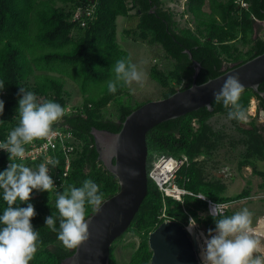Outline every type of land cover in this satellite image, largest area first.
I'll use <instances>...</instances> for the list:
<instances>
[{
	"label": "trees",
	"instance_id": "trees-1",
	"mask_svg": "<svg viewBox=\"0 0 264 264\" xmlns=\"http://www.w3.org/2000/svg\"><path fill=\"white\" fill-rule=\"evenodd\" d=\"M163 0H0V81L5 84L0 92L4 102L0 115V140L18 124L17 116L19 88L33 92L37 102L45 100L60 104L64 109L61 127H67L80 141V148L71 157L70 170L64 178L59 192L69 186L81 187L90 179L100 186L104 200L118 191L117 180L98 159L92 130L118 133L124 119L144 103L134 105L116 102L125 94L126 85H117L112 94L106 88L95 100H85L69 107L70 94L60 81L65 77L60 67H71L85 81L102 82L111 74L119 59L130 60L116 37V19L129 17L136 19L133 29L124 34L132 35L149 46H158L164 57L171 62L168 70L157 65L151 67L149 76L163 90L162 98L183 91L192 84L194 67L185 50L200 65L196 84L216 78L221 74L264 53V37H260L264 22V0H186L184 14L191 17L194 29L180 28L173 13L164 7ZM95 6V20L85 27L73 23L71 17L76 10L89 5ZM246 7H242V5ZM237 44L241 45L239 47ZM246 48V50H244ZM54 52H50L51 50ZM60 69V68H59ZM264 93V82L258 86ZM257 102V113L264 111V99L251 89L241 92L237 101L245 117L251 100ZM114 105L109 113L108 106ZM69 107V112L66 109ZM212 110L201 108L184 116L165 121L152 128L146 136L148 149L147 172L155 156L165 154L176 159L187 156L189 164L177 173V183L193 194H203L213 202H236L248 196V191L233 196L225 194L226 186L217 179H209L206 167L198 157H212L224 147L225 136L209 125L208 120L215 115L228 117L230 107L213 101ZM17 117L18 120H15ZM241 134L231 147L242 145L244 152L238 163L239 169L253 161H264V126L255 125V118L248 128L239 119H229ZM59 168L63 169V156H59ZM8 156L0 157V172L6 170ZM253 174L264 179V171L252 168ZM57 195L47 196L43 192H33L30 203L34 205L36 216L31 220L38 231L40 244L30 264H62L75 249H66L45 226V218L50 214L58 217L55 207ZM26 207L25 204L19 205ZM206 204L193 197L185 196L183 205L171 198H162L155 184L148 178L147 195L126 233L138 238V245L129 264H149L151 252L147 239L162 220L158 217L162 210L168 220L182 225L188 217L197 224L215 228L213 218L201 217ZM6 207L0 193V214ZM94 213L86 205V218ZM226 212L224 216H229ZM58 229V221H57ZM124 233V234H126ZM123 234V235H124ZM123 235L114 244L121 240ZM110 248L109 264H116Z\"/></svg>",
	"mask_w": 264,
	"mask_h": 264
},
{
	"label": "clouds",
	"instance_id": "clouds-1",
	"mask_svg": "<svg viewBox=\"0 0 264 264\" xmlns=\"http://www.w3.org/2000/svg\"><path fill=\"white\" fill-rule=\"evenodd\" d=\"M112 71L115 79L107 83L108 91L112 94L121 82L129 87L133 84L143 86L146 80V73L126 58L117 60ZM4 87V82L0 81V92ZM242 91L239 78L232 75L218 92L213 93L215 102L233 109L228 112L229 119H245L244 111L237 103ZM18 95L21 97L17 106L18 124L9 132L6 140L0 142V150L8 154L9 160L6 170L0 172V193L6 204L0 214V264H30L38 250L39 233L31 223L36 212L30 200L33 191H56L49 165L56 168L58 161L49 158L36 168L28 167L22 161L26 155L25 146L55 135L53 125L64 116L63 107L56 102L45 100L38 103L36 95L23 88H19ZM3 111L4 102L0 100V115H3ZM56 195L58 217L47 216L45 226L57 232L58 240L66 249H78L89 237L86 205L99 212L104 195L100 186L90 179L84 180L81 187L69 186L63 192H56ZM198 199L206 200L207 196ZM21 204L26 207H20ZM225 207L223 204L210 205L209 214L215 229H209L207 235L201 233L199 236L201 264H264L254 256L259 248V240L253 238V214L248 208H241L231 216H224L222 209ZM196 227V219L189 217L186 230L191 234Z\"/></svg>",
	"mask_w": 264,
	"mask_h": 264
},
{
	"label": "water",
	"instance_id": "water-1",
	"mask_svg": "<svg viewBox=\"0 0 264 264\" xmlns=\"http://www.w3.org/2000/svg\"><path fill=\"white\" fill-rule=\"evenodd\" d=\"M185 53L194 67L189 88L144 103L124 119L116 134L92 130L98 159L117 180L118 191L104 200L99 212L86 218L88 239L62 264H109L112 244L126 233L147 195L146 136L152 128L201 108L212 110L209 105L214 101L213 93L232 75L239 78L243 90L251 89L264 99V93L258 92V86L264 82V53L200 85L196 84L200 65L188 50ZM259 117L264 121L263 110ZM187 227L188 224L165 220L150 232L149 264H201L196 229L190 234Z\"/></svg>",
	"mask_w": 264,
	"mask_h": 264
},
{
	"label": "rangeland",
	"instance_id": "rangeland-1",
	"mask_svg": "<svg viewBox=\"0 0 264 264\" xmlns=\"http://www.w3.org/2000/svg\"><path fill=\"white\" fill-rule=\"evenodd\" d=\"M163 1L164 7L172 11L173 18L180 28L188 27L192 30L194 29L193 20L189 15L184 14L185 0ZM135 22V18L119 17L116 19V37L120 47L128 52L131 63L136 64L146 73V80L143 86L133 84L129 87L126 85L125 94L116 100V102L129 104L131 106L135 103H146L148 101L161 99L163 90L156 82L151 80L149 72L154 65H157L161 70H168L171 67V62L164 57L163 52L158 46H149L136 40L132 35L128 36L124 34L125 30L135 28ZM261 32L264 37V27L261 29ZM237 45L241 47V45ZM244 50H246V48H244ZM52 51L54 52V50L50 52ZM56 68L65 73V77L60 81L64 84V89H66L71 96L69 106L81 104L85 100H95L99 98L107 88V83L115 79V76L111 74L110 77L102 82L85 81L83 76H80L71 67H60L57 64L55 66V69ZM250 103L247 112L248 116L245 117L244 120H241V125L248 128V123L252 118H255V125L261 127L260 125H264V121L254 112L257 102L252 99ZM114 108V105L110 104L108 106L109 113H113ZM208 123L214 131H219L225 136V145L223 148L217 150L212 157L201 156L198 157V160L205 164L209 179L220 180L226 186L225 194L227 196H233L243 190L248 191V196L231 203L227 212L229 213L228 215L231 216L241 208H248L253 214L251 227L253 228L255 226L253 230H256L258 225L264 222V179L253 174L252 168H255L257 171H264V161H253L251 165L239 169L238 163L241 160L244 148L239 144L235 147H231L229 143L238 140L241 134L235 129L229 118L225 115H215L208 120ZM198 214L201 217H207L205 211L199 212ZM197 226L204 235H207L209 229H215L202 224H197ZM253 238L259 240V250H257L254 255L257 254L255 256L264 261V234L257 235L254 231ZM138 242L139 240L136 236L126 233L120 241L115 244L113 243L115 263L129 264ZM260 247L262 251H260Z\"/></svg>",
	"mask_w": 264,
	"mask_h": 264
},
{
	"label": "built area",
	"instance_id": "built-area-1",
	"mask_svg": "<svg viewBox=\"0 0 264 264\" xmlns=\"http://www.w3.org/2000/svg\"><path fill=\"white\" fill-rule=\"evenodd\" d=\"M242 7H246V5H242ZM95 6L89 5L84 9L76 10L72 17L71 21L73 23H78L80 27H85L88 23H92L95 20ZM69 108L66 109V113L69 112ZM15 120H18L17 117H14ZM61 119L53 125V131L55 135H51L44 139H39L33 142L31 145H26V155L24 160L22 161L26 166L31 168H36L40 163H45L49 158L55 159L58 161V165L56 168H50V175L54 181V186L56 191L46 193L47 196L53 197L56 192L62 188L64 178L67 177L68 172L70 170L71 157L80 148V141H78L70 132L67 127L60 126ZM14 128V127H13ZM12 128V129H13ZM9 132L6 133L5 137L0 140L3 142L6 140ZM63 156V169H60L59 156ZM8 156L6 152L0 150V157ZM20 163L21 161H15ZM9 162H6L5 167H8ZM189 164V160L187 156H181L179 159H176L170 155H157L154 157L150 170L148 172V178L155 184L162 198H171L175 201L180 202L183 205V198L185 196H193L195 198H199L204 196L203 194H193L191 192L186 191L177 183V173L182 166H187ZM37 192V191H33ZM200 200V199H199ZM203 201L205 206V213L208 217H211L210 213V205L212 204H223L226 205L224 209H222L223 215L227 212L230 207V204L233 202H213L210 199L201 200ZM190 217V216H189ZM188 217V220H189ZM212 218V217H211ZM159 220L165 221L168 220L165 216L164 210H162L161 215L158 217ZM188 224V222L186 223ZM197 234L200 236L202 232L198 229V226L195 228ZM203 233V232H202Z\"/></svg>",
	"mask_w": 264,
	"mask_h": 264
},
{
	"label": "bare ground",
	"instance_id": "bare-ground-1",
	"mask_svg": "<svg viewBox=\"0 0 264 264\" xmlns=\"http://www.w3.org/2000/svg\"><path fill=\"white\" fill-rule=\"evenodd\" d=\"M256 234H264V222H261L256 230H254ZM202 233V232H201ZM200 233V234H201ZM198 235V234H197ZM199 238V235H198Z\"/></svg>",
	"mask_w": 264,
	"mask_h": 264
},
{
	"label": "crops",
	"instance_id": "crops-1",
	"mask_svg": "<svg viewBox=\"0 0 264 264\" xmlns=\"http://www.w3.org/2000/svg\"><path fill=\"white\" fill-rule=\"evenodd\" d=\"M118 18H119V17H118ZM122 18H129V17H122ZM136 22H137V21H136ZM136 22H135V26H136ZM135 26H134V27H135ZM262 35H263L262 32H260V33H259V36L262 37ZM250 104H251V103H250ZM77 105H78V104H77ZM75 106H76V105H75ZM69 107H70V106H69ZM69 107H68V108H69ZM260 126L263 127L264 125H260ZM263 132H264V131H263ZM263 135H264V134H263ZM262 220H263V219H262ZM260 222H261V220H260ZM258 226H259V225H258ZM254 227H255V226H254ZM254 227H253V228H254ZM257 235H258V234H257ZM260 248H261V247H260ZM258 250H259V249H258ZM260 251H262V248L260 249Z\"/></svg>",
	"mask_w": 264,
	"mask_h": 264
},
{
	"label": "flooded vegetation",
	"instance_id": "flooded-vegetation-1",
	"mask_svg": "<svg viewBox=\"0 0 264 264\" xmlns=\"http://www.w3.org/2000/svg\"><path fill=\"white\" fill-rule=\"evenodd\" d=\"M259 25L263 28V27H264V22H259ZM260 37H261V36H260ZM260 111H262V110H260ZM260 111H259V112H260ZM254 112L257 113V106L255 107ZM259 112H258V117H259ZM255 255H257V254H255ZM255 255H254V256H255ZM254 258H255V257H254Z\"/></svg>",
	"mask_w": 264,
	"mask_h": 264
}]
</instances>
